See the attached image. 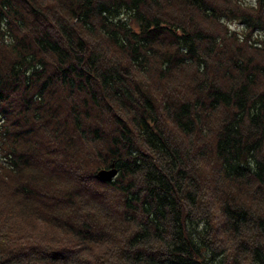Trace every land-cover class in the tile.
I'll return each mask as SVG.
<instances>
[{"label": "trees", "instance_id": "1", "mask_svg": "<svg viewBox=\"0 0 264 264\" xmlns=\"http://www.w3.org/2000/svg\"><path fill=\"white\" fill-rule=\"evenodd\" d=\"M254 1L0 0V264H264Z\"/></svg>", "mask_w": 264, "mask_h": 264}, {"label": "rangeland", "instance_id": "2", "mask_svg": "<svg viewBox=\"0 0 264 264\" xmlns=\"http://www.w3.org/2000/svg\"><path fill=\"white\" fill-rule=\"evenodd\" d=\"M239 2L242 3V7H246V6H253L255 4V1L254 0H239ZM229 24V28L230 29H235L238 31V29H241L240 26H242V24L240 23L239 20H233V21H229L228 22ZM257 31H255V34H256ZM254 32L252 31L251 32V37L255 38V35ZM257 36H261L263 37L264 36V32H260L259 34H256Z\"/></svg>", "mask_w": 264, "mask_h": 264}, {"label": "water", "instance_id": "3", "mask_svg": "<svg viewBox=\"0 0 264 264\" xmlns=\"http://www.w3.org/2000/svg\"><path fill=\"white\" fill-rule=\"evenodd\" d=\"M117 175V170L114 167L103 169L97 172L96 178L101 182H109Z\"/></svg>", "mask_w": 264, "mask_h": 264}]
</instances>
